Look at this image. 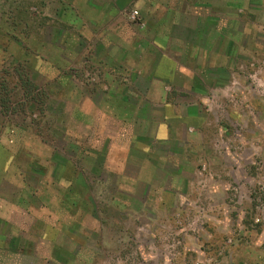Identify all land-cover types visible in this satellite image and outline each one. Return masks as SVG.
Segmentation results:
<instances>
[{
    "label": "rangeland",
    "instance_id": "374dc122",
    "mask_svg": "<svg viewBox=\"0 0 264 264\" xmlns=\"http://www.w3.org/2000/svg\"><path fill=\"white\" fill-rule=\"evenodd\" d=\"M0 168V264H264V0H0Z\"/></svg>",
    "mask_w": 264,
    "mask_h": 264
},
{
    "label": "crops",
    "instance_id": "0c3cea01",
    "mask_svg": "<svg viewBox=\"0 0 264 264\" xmlns=\"http://www.w3.org/2000/svg\"><path fill=\"white\" fill-rule=\"evenodd\" d=\"M194 10H196V6L193 7ZM195 15L196 11L194 13L186 12L184 15H182L181 18H179L175 24H178L180 26H184V21L186 19H191L190 15ZM183 16H188V18H185ZM194 19V18H193ZM198 19V18H197ZM195 21H198L195 19ZM180 39L183 41L185 38L180 36ZM189 42H193V40L188 39ZM187 41V42H188ZM192 45V43H188ZM180 71H185L186 69L181 67L179 68ZM174 72V66L172 65L171 59L168 58V56H162L160 60L158 61L157 65L154 68V77L157 78L156 81L159 82L161 80L167 79L169 82H171V77ZM172 73V74H171ZM143 81V82H141ZM134 88L136 92L140 93L141 95H150L152 92L149 91V89L154 91L156 86H154V82L148 81L146 78H143L142 80H136L133 81ZM155 87V88H154ZM151 98H155L158 100V104L161 106L160 108V119L157 121V123L154 126L153 131L151 132L150 138L153 139L154 144L157 145L159 148V152L161 154H164L163 157L159 158L158 155H156V158L153 157H146L148 160L146 161H153V160H163L166 159V154L171 153V150H169V145H172L174 142L177 141H188L191 140L194 135L197 133H200L205 118L204 116L196 109V113H181L179 112L176 104L172 101H169L166 98V94L164 93L161 96L155 97L153 94H151ZM176 122L178 125H176ZM152 145V144H151ZM150 143L148 145H145V150H142L145 153H148L150 151L151 147ZM161 146V148L159 147ZM172 149V148H171ZM173 150V149H172ZM145 161V163H146ZM9 165V164H8ZM7 164L5 166H8ZM7 167L3 168L6 169ZM1 169V168H0ZM57 228L55 225H47L45 228V234L44 236L48 239H53L57 233Z\"/></svg>",
    "mask_w": 264,
    "mask_h": 264
},
{
    "label": "trees",
    "instance_id": "16d2710c",
    "mask_svg": "<svg viewBox=\"0 0 264 264\" xmlns=\"http://www.w3.org/2000/svg\"><path fill=\"white\" fill-rule=\"evenodd\" d=\"M196 112H197V111H196L195 108H191V109L188 110V113H196Z\"/></svg>",
    "mask_w": 264,
    "mask_h": 264
}]
</instances>
